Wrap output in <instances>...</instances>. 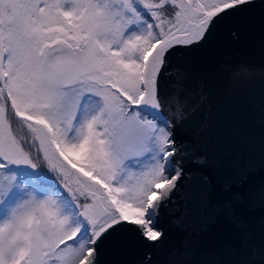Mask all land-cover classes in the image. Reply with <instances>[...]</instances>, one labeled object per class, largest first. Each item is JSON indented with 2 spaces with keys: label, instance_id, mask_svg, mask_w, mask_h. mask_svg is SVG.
Masks as SVG:
<instances>
[{
  "label": "snow or ice",
  "instance_id": "obj_1",
  "mask_svg": "<svg viewBox=\"0 0 264 264\" xmlns=\"http://www.w3.org/2000/svg\"><path fill=\"white\" fill-rule=\"evenodd\" d=\"M240 21L264 0H0V264H264V72L217 101L193 70ZM181 193L220 245L166 247Z\"/></svg>",
  "mask_w": 264,
  "mask_h": 264
},
{
  "label": "water",
  "instance_id": "obj_2",
  "mask_svg": "<svg viewBox=\"0 0 264 264\" xmlns=\"http://www.w3.org/2000/svg\"><path fill=\"white\" fill-rule=\"evenodd\" d=\"M240 38L233 40L222 30L214 41L205 49L195 54L193 70L207 81L208 87L215 100L221 101L229 94L243 98L250 90L258 94L260 89V75L264 72V36L259 25L240 21L235 25ZM245 68L248 75L255 79L245 78L237 80ZM184 194L174 198V204L162 217V226L169 233L166 247L180 245L186 239H193L207 248H215L227 238L229 230L224 224H218L207 232L198 231L199 220L188 218L181 223L177 217L183 212ZM141 256L140 251L132 244L122 247L106 249L104 259L106 264H137ZM158 259L165 260L161 252Z\"/></svg>",
  "mask_w": 264,
  "mask_h": 264
}]
</instances>
